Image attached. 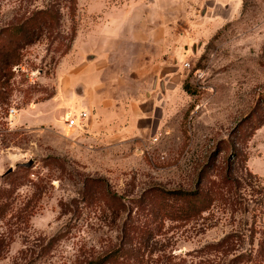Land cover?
<instances>
[{
	"label": "rangeland",
	"instance_id": "rangeland-1",
	"mask_svg": "<svg viewBox=\"0 0 264 264\" xmlns=\"http://www.w3.org/2000/svg\"><path fill=\"white\" fill-rule=\"evenodd\" d=\"M45 9L0 108V264H264V0H0V29Z\"/></svg>",
	"mask_w": 264,
	"mask_h": 264
},
{
	"label": "trees",
	"instance_id": "trees-1",
	"mask_svg": "<svg viewBox=\"0 0 264 264\" xmlns=\"http://www.w3.org/2000/svg\"><path fill=\"white\" fill-rule=\"evenodd\" d=\"M51 11L49 9L39 10L32 16L25 19L19 24H10L0 29V108L8 111V107L11 105V94L15 89V82L13 81L16 70L20 69L22 64V50L23 48L32 42V36L42 32L45 26L48 24V18L51 17ZM16 68V69H15ZM4 112V111H3ZM1 114H4L0 112ZM176 193V192H173ZM181 198H188L190 208L187 211V218H195L200 215L203 209H208L213 203V198H209L206 205L200 207L201 204L206 203L205 198L201 195L199 190L185 192H177ZM118 199L114 195L111 196V200L114 203L113 208L117 210L114 213L119 214L120 205ZM2 207L0 206V213H2ZM129 222V221H128ZM127 222V223H128ZM127 226V224H126ZM132 225L128 224V227ZM227 241L224 238L218 242L215 246H222L223 242ZM244 253V252H242ZM131 254L130 249L125 245H118L104 251L102 254L90 259L86 264H118L121 257L126 258ZM264 254V252H263ZM239 254L235 256L232 263L235 264L236 260L245 256ZM250 257V255H248ZM250 259V258H249ZM128 261V260H127Z\"/></svg>",
	"mask_w": 264,
	"mask_h": 264
},
{
	"label": "crops",
	"instance_id": "crops-1",
	"mask_svg": "<svg viewBox=\"0 0 264 264\" xmlns=\"http://www.w3.org/2000/svg\"><path fill=\"white\" fill-rule=\"evenodd\" d=\"M143 32H144V25L142 24V25H140V29H138V31H136L135 34H133L134 32H132L133 35L132 34L130 35L129 31H123V32H120L121 33L120 35H124L125 37H128L130 35V36H135V37H137L139 39L140 38L142 39V38H144L143 37L144 36ZM111 35H113V36H110L109 33H105L104 34L105 37H103V39H102L103 41L100 40L101 42L99 41V43H98V50H97L98 53L97 54L103 53V52H107L108 50H110L112 48V46H110L111 44L112 45H116V44L112 43L114 41V39H112V38H115V35H119V33L118 32H112ZM110 37H111V39H109ZM100 38H102V36L99 37V39ZM157 38H160V39L163 40V39L169 38V35H160V36H157ZM107 40H109V42H107ZM96 87H99V86L96 85V80H93L92 83L90 84V88H91L92 92H90V94L87 95V97H85L83 95L81 100H80V102L81 101L85 102L87 107H92L94 105H97V101H96V96H97V98L99 97L98 105L100 107H106L105 104H109V103H112V102L115 101L114 98H111V99L108 98L109 100L105 99V98H107L109 96V94H108L109 91H105L107 93H105V92L102 93V91L99 90V88H98V90H99V92H98L97 89H94ZM93 90H94V92H93ZM78 91L80 92L79 94L81 95L82 94V90H78ZM139 94H140V91L139 92L137 91V93H135L134 95L133 94L128 95L126 93V96L129 98V103H130L129 110H128V118H130L129 119L130 123H129L128 128H134V127H137V126L139 127L140 126V122H142V121L145 122V120H147L148 123H150L151 120H152L151 119V115L152 114H144V112H146L145 111L146 108L142 106V102L139 100ZM101 101H102V104H101ZM84 107H86V106H84ZM101 115H104V117H102V118H104V120H105V122H104L105 126L109 125L107 123V120H106L107 119V116H106L107 114H97V116H99L100 120H102ZM116 117H118V116L116 115L115 118ZM123 117H124V115H123ZM126 118H127V115H125L124 119H126ZM88 119H89V117H88ZM100 122H102V121H100Z\"/></svg>",
	"mask_w": 264,
	"mask_h": 264
},
{
	"label": "built area",
	"instance_id": "built-area-1",
	"mask_svg": "<svg viewBox=\"0 0 264 264\" xmlns=\"http://www.w3.org/2000/svg\"><path fill=\"white\" fill-rule=\"evenodd\" d=\"M88 114L87 110H82L77 116L68 118V120H66V125L68 127H74L77 124H84L86 120H88Z\"/></svg>",
	"mask_w": 264,
	"mask_h": 264
},
{
	"label": "water",
	"instance_id": "water-1",
	"mask_svg": "<svg viewBox=\"0 0 264 264\" xmlns=\"http://www.w3.org/2000/svg\"><path fill=\"white\" fill-rule=\"evenodd\" d=\"M22 165H24V166H27V167H28V166H30V165H31V163H24V164H22ZM12 170H13V169L11 168V169H10V171H12Z\"/></svg>",
	"mask_w": 264,
	"mask_h": 264
}]
</instances>
